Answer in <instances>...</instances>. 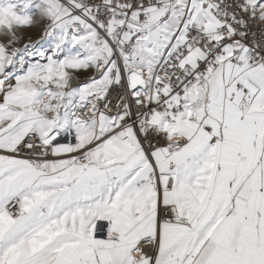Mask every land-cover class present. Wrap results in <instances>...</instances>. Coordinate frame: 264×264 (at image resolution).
I'll use <instances>...</instances> for the list:
<instances>
[{
	"label": "snow or ice",
	"instance_id": "1",
	"mask_svg": "<svg viewBox=\"0 0 264 264\" xmlns=\"http://www.w3.org/2000/svg\"><path fill=\"white\" fill-rule=\"evenodd\" d=\"M0 264H264V0H0Z\"/></svg>",
	"mask_w": 264,
	"mask_h": 264
}]
</instances>
